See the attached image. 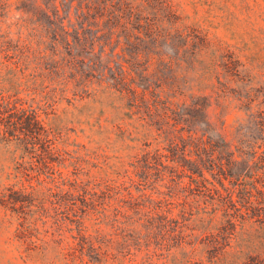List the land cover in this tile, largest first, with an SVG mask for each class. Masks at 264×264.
Returning <instances> with one entry per match:
<instances>
[{
    "label": "trees",
    "instance_id": "obj_1",
    "mask_svg": "<svg viewBox=\"0 0 264 264\" xmlns=\"http://www.w3.org/2000/svg\"><path fill=\"white\" fill-rule=\"evenodd\" d=\"M42 4L33 13L34 46L9 40L1 48L0 143L18 158L0 206L17 222L19 238L39 226L70 237L33 245L25 258L52 252V264H134L144 252L140 264H152L154 254L172 255L170 264H264V138L232 146L224 124L211 123L201 102L172 109L159 71H149L170 56L160 52L163 43L174 49L177 34L185 46L191 39L185 29L179 33L180 16L170 1ZM167 59L172 65L174 58ZM101 90L153 131L157 145L165 137L163 147L145 144L132 165L137 180L122 176L117 184L83 174L48 121L60 101L70 104ZM163 124L172 130L162 131ZM104 224L123 233L118 248L101 234Z\"/></svg>",
    "mask_w": 264,
    "mask_h": 264
},
{
    "label": "rangeland",
    "instance_id": "obj_2",
    "mask_svg": "<svg viewBox=\"0 0 264 264\" xmlns=\"http://www.w3.org/2000/svg\"><path fill=\"white\" fill-rule=\"evenodd\" d=\"M168 1L180 16L179 33L185 29L187 41L191 38L185 46L184 38L177 34L172 39L174 49L163 43L160 52L170 56H164L163 62L149 70L155 67L159 71L164 92L172 96V109L201 102L211 123L218 127L224 124L223 135L232 146H245L264 138V0ZM42 3L43 0H0V56L1 48L9 40L11 46H34L38 30L33 13L44 9ZM177 47H183L179 54ZM167 57L174 58L172 65L166 64ZM70 97L68 94L67 98ZM127 112L116 95L101 90L70 104L60 101L48 121L61 132L67 150L83 174L118 184L123 181L122 176L137 180L132 165L140 159L145 144H151L149 150H154L163 147L165 139H158L161 143L157 145L153 140L155 133H149L135 118H128ZM180 112L189 113L186 108ZM168 116L173 115L169 112ZM163 126L166 133L172 130L166 124ZM180 128L178 125L177 129ZM17 158L11 146L0 143V196L12 183ZM140 188L146 195L152 193L146 186ZM131 192L133 196L141 195L136 186ZM17 228V222L0 206V264H52V252L44 258L27 259L24 251H31L33 245L70 237V233L52 234L48 228L46 233L39 226L24 235L27 239L19 238ZM100 229L112 248H118L123 241L118 226L104 224ZM154 255L152 264H170L172 255L168 260ZM145 257L144 252L137 253L134 264H140Z\"/></svg>",
    "mask_w": 264,
    "mask_h": 264
}]
</instances>
